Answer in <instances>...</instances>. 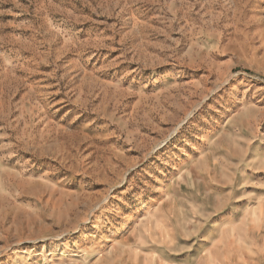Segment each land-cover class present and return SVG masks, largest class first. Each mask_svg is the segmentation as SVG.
<instances>
[{"label": "rangeland", "instance_id": "obj_1", "mask_svg": "<svg viewBox=\"0 0 264 264\" xmlns=\"http://www.w3.org/2000/svg\"><path fill=\"white\" fill-rule=\"evenodd\" d=\"M0 264H264V0H0Z\"/></svg>", "mask_w": 264, "mask_h": 264}]
</instances>
